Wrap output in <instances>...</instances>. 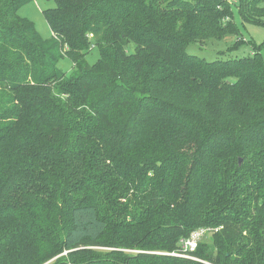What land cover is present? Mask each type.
Wrapping results in <instances>:
<instances>
[{
	"label": "trees",
	"instance_id": "16d2710c",
	"mask_svg": "<svg viewBox=\"0 0 264 264\" xmlns=\"http://www.w3.org/2000/svg\"><path fill=\"white\" fill-rule=\"evenodd\" d=\"M31 1L0 0V264H264V61L187 53L242 42L228 0H54L50 40Z\"/></svg>",
	"mask_w": 264,
	"mask_h": 264
},
{
	"label": "rangeland",
	"instance_id": "374dc122",
	"mask_svg": "<svg viewBox=\"0 0 264 264\" xmlns=\"http://www.w3.org/2000/svg\"><path fill=\"white\" fill-rule=\"evenodd\" d=\"M228 2L232 9L234 24L239 31L238 39L242 38V42L238 47H232L237 40L236 36L229 35L219 40L209 39L204 41V43L196 42L191 44L187 48V53L210 62L215 60L226 61L228 59H240L241 57L252 55L258 51L264 61V26L259 24H243L240 21L238 9L235 7L236 0H228ZM54 6V0H32L30 3L19 8L18 15L30 21L43 40H50L53 36L52 30L49 29L43 11L51 9ZM98 58V51L94 48L85 56V60H87L89 64H96ZM58 66L67 75L73 71V61L67 56H63L59 60ZM206 231L207 232L203 234L200 240L210 245L213 236L211 232L208 230ZM134 252L135 251H132V253Z\"/></svg>",
	"mask_w": 264,
	"mask_h": 264
},
{
	"label": "built area",
	"instance_id": "2783aa9c",
	"mask_svg": "<svg viewBox=\"0 0 264 264\" xmlns=\"http://www.w3.org/2000/svg\"><path fill=\"white\" fill-rule=\"evenodd\" d=\"M206 230L208 229H198V231L192 233L190 235V237L188 238H183V240H181L179 242V251L177 252H172L170 253V255L175 256V257H180V258H187L193 261H197L199 262L200 260H198L193 253L197 250V245L200 241V238L203 236V234L205 232H207ZM209 232H211L210 230H208Z\"/></svg>",
	"mask_w": 264,
	"mask_h": 264
},
{
	"label": "water",
	"instance_id": "95a60500",
	"mask_svg": "<svg viewBox=\"0 0 264 264\" xmlns=\"http://www.w3.org/2000/svg\"><path fill=\"white\" fill-rule=\"evenodd\" d=\"M241 161H242V160H241V159H239V160H238V164H240V163H241Z\"/></svg>",
	"mask_w": 264,
	"mask_h": 264
}]
</instances>
